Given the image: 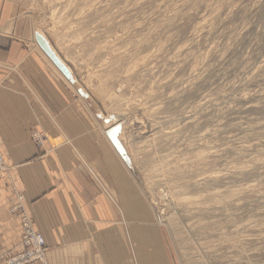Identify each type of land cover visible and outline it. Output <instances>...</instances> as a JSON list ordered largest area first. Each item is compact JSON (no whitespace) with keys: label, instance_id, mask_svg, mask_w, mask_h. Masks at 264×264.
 Wrapping results in <instances>:
<instances>
[{"label":"rangeland","instance_id":"rangeland-1","mask_svg":"<svg viewBox=\"0 0 264 264\" xmlns=\"http://www.w3.org/2000/svg\"><path fill=\"white\" fill-rule=\"evenodd\" d=\"M10 1L0 33L121 124L142 202L129 220L152 225L166 264H264V0Z\"/></svg>","mask_w":264,"mask_h":264},{"label":"crops","instance_id":"crops-1","mask_svg":"<svg viewBox=\"0 0 264 264\" xmlns=\"http://www.w3.org/2000/svg\"><path fill=\"white\" fill-rule=\"evenodd\" d=\"M15 13L0 0V31ZM81 99L32 42L0 33V264L18 248V203L48 264H166L152 225L129 220L141 219L140 186ZM31 129L46 135L41 147Z\"/></svg>","mask_w":264,"mask_h":264},{"label":"built area","instance_id":"built-area-1","mask_svg":"<svg viewBox=\"0 0 264 264\" xmlns=\"http://www.w3.org/2000/svg\"><path fill=\"white\" fill-rule=\"evenodd\" d=\"M37 143H41L39 135L33 133ZM6 169L3 158L0 154V172ZM21 250L23 254V262L28 263L30 261H37L36 264H46L42 260L41 256L46 252V245L43 235L33 228L29 219H21ZM19 251V252H20Z\"/></svg>","mask_w":264,"mask_h":264},{"label":"bare ground","instance_id":"bare-ground-1","mask_svg":"<svg viewBox=\"0 0 264 264\" xmlns=\"http://www.w3.org/2000/svg\"><path fill=\"white\" fill-rule=\"evenodd\" d=\"M43 37V36H42ZM35 38V37H34ZM44 38V37H43ZM36 41V40H35ZM37 43V42H36ZM38 44V43H37ZM39 46V45H38ZM39 48H40V46H39ZM41 49V48H40ZM42 50V49H41ZM54 52V51H53ZM44 53V52H43ZM45 54V53H44ZM46 55V54H45ZM58 58V57H57ZM59 59V58H58ZM51 61V60H50ZM61 62V61H60ZM56 67V66H55ZM68 80V79H67ZM69 81V80H68ZM79 90H81V89H78V93H79ZM81 92H82V90H81ZM80 94V93H79ZM80 95H84V93L82 92V94H80ZM108 120V121H107ZM104 121L106 122H109L110 120L108 119V118H106V119H104ZM106 122V125L108 126L109 124ZM116 124H119L120 125V132H121V124L118 122H116V123H114L113 125H111V126H108L107 127V130H106V136L108 137V135H107V131L110 129V128H112L113 126H115ZM120 132L118 133V135H117V139L119 140V142H120V144H121V146H122V148H123V150H124V152H125V154L127 155L128 153H127V151H126V149H125V147L123 146V144H122V142L120 141ZM37 135H39V134H37ZM39 137H40V140H41V143H37V141L35 140V138H34V140L36 141V145H39V144H42V142H43V137H42V135L40 134L39 135ZM108 139H109V141L111 142V144H112V146L114 147V149L116 150V152L118 153V155L121 157V159L124 161V163H125V158L121 155V153L116 149V147L114 146V144L112 143V141L110 140V138L108 137ZM0 154H1V156H2V158H3V155H2V153H1V151H0ZM4 161V160H3ZM106 194H107V196L108 197H110V194L106 191ZM111 198V197H110ZM15 210H17V211H20V228H21V219L22 218H25V219H29V217L27 216V214L25 213V211H24V209H22L21 208V205H20V203H18L17 205H14V206H12V207H10V211L11 212H13V211H15ZM29 221L31 222V220L29 219ZM31 224H32V222H31ZM32 226H33V224H32ZM33 228H34V226H33ZM45 240V239H44ZM46 245V244H45ZM21 250V239H19V243H18V248L17 249H12V250H8V251H6L5 253H4V255H3V258H4V263L5 264H36V263H38L37 261H35V260H33V261H30V262H28V263H22L23 262V254H22V251H20ZM46 250H47V247H46ZM20 251V252H19ZM41 258H42V260L44 261V263H46V264H48V261H47V257H46V252L45 253H43L42 254V256H41Z\"/></svg>","mask_w":264,"mask_h":264},{"label":"water","instance_id":"water-1","mask_svg":"<svg viewBox=\"0 0 264 264\" xmlns=\"http://www.w3.org/2000/svg\"><path fill=\"white\" fill-rule=\"evenodd\" d=\"M34 37H35L36 42L38 43V45L42 49V51L51 60V62L56 66V68L62 73V75L66 79H68L71 83H73L74 80L72 79L68 68L62 62H60V60L57 58L56 54L50 48L47 41L37 32L34 33ZM79 93L82 94L81 90H79ZM119 132H120V125L116 124L115 126H113L112 128H110L107 131V135L110 138V140L112 141V143L114 144V146L116 147V149L121 153V155L124 158H126V154H125L119 140L117 139V135Z\"/></svg>","mask_w":264,"mask_h":264}]
</instances>
